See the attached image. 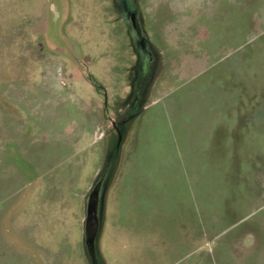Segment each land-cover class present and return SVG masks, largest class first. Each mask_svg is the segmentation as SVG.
I'll return each mask as SVG.
<instances>
[{
  "label": "rangeland",
  "instance_id": "374dc122",
  "mask_svg": "<svg viewBox=\"0 0 264 264\" xmlns=\"http://www.w3.org/2000/svg\"><path fill=\"white\" fill-rule=\"evenodd\" d=\"M125 2L155 60L134 104L136 45L117 0H0V264H149L158 234L155 264H264L251 235L264 237V0ZM197 119L210 121L201 137ZM213 131L247 136L248 159L191 144ZM110 153L95 257L83 239L48 255L49 217L83 237ZM235 164L248 169L240 185Z\"/></svg>",
  "mask_w": 264,
  "mask_h": 264
},
{
  "label": "crops",
  "instance_id": "0c3cea01",
  "mask_svg": "<svg viewBox=\"0 0 264 264\" xmlns=\"http://www.w3.org/2000/svg\"><path fill=\"white\" fill-rule=\"evenodd\" d=\"M193 122H194V129L198 130V133H196V130H195V133L199 137H201L200 136L201 133H203V134L205 133L204 130L200 131V129H205L207 127H211V126H209L210 121L197 119ZM195 122H196V124H195ZM235 138H236L235 136L233 137L230 134L224 135V136L215 135V131H213V135L208 133L206 136H203L202 139L199 138V140L197 142L192 140L191 144L201 143V142L207 144V145L201 147V151L205 150V152L208 153V156L220 155V156L228 157L230 160H237V159L238 160H242V159L244 160V157H245V159H248L247 152L249 149V145H248V141H247V136H243V134H241V136L238 137V141ZM232 143L234 146L231 145ZM235 145H238V147ZM188 148H189L188 150H190L189 152H191V153L195 152L194 146H191V147L189 146ZM258 151L261 152V154H262L260 156H263L264 151H262L259 148H258ZM242 154H244L243 158H242ZM100 160L101 159L99 158V161ZM104 164H105V162H104ZM237 165H239V163ZM235 166H236V164H235ZM101 172L99 174H97L96 178L101 174ZM112 174H113V170H112V173H111L110 178H109V184H108L107 191L109 190L111 183H112V182H110ZM247 174H248L247 168L244 169L242 167L236 166L234 169H232L231 175L233 177V181L239 183V185H240L242 183L240 180L241 178L239 179V181L237 180V178L242 176V175L247 176ZM250 189H251L252 194H250L249 197H251V201H252L251 208H252L259 203L260 199H259L258 195L256 194V193H258V191L257 192L254 191L252 187H250ZM246 191H249V188ZM66 208H67V203H65V205H63L61 209L65 210ZM63 214H66V213H63ZM55 216L51 217V219L49 217V221L52 222L53 220H55V222H53L52 224H54L56 226H57V224H59V226L57 228H52L49 236H46V237L44 236L45 238L40 236V238L47 240V241H50L47 244L48 255L56 256V257H58V256L59 257H65L68 255H71V254H66L68 250L70 251L73 248V243H71V241L77 239V241H79V244H80V242H81L80 240L83 239V237L82 238L80 236H79V238L73 237V231H72L73 227H72L71 221L68 220L67 218L61 217L59 214H58V216L60 218L56 219ZM84 219H85V203L83 205V211L81 213L80 219H77L78 224H79V228L81 227V229H82V234H83ZM181 227H182V225H181ZM182 229H183V227H182ZM251 235L254 236L255 240H256V246L254 245L255 248H257V249L261 248V251H264V237L263 238L259 237L258 232H257V234L253 233ZM159 236L160 235L158 234L152 240L154 242V245L156 246L155 248L158 250H156V253H155L153 259L149 260V264L159 263L161 261L162 255L166 256V253H167L166 247L168 245V242H167L168 239L162 238ZM51 241H58L60 243V247H58V249H55L54 247H52L49 244V243H52ZM77 241H75V244L78 243ZM175 241H176V239H175ZM80 246H81L80 250H82L84 248L83 240H82ZM162 247H163L164 251H162ZM58 251H60V252L58 253ZM165 251H166V253H165ZM255 254L257 255L256 252H255ZM250 256H252V255L250 254ZM246 262H248V261H246ZM54 264H60V263H54Z\"/></svg>",
  "mask_w": 264,
  "mask_h": 264
},
{
  "label": "water",
  "instance_id": "95a60500",
  "mask_svg": "<svg viewBox=\"0 0 264 264\" xmlns=\"http://www.w3.org/2000/svg\"><path fill=\"white\" fill-rule=\"evenodd\" d=\"M138 13L134 12L132 19V31L137 38L142 39L143 30L141 22L137 18ZM113 154H109L105 160L101 174L95 179L85 200V219L83 225L84 249L88 251L91 259L99 250V238L104 220V206L109 184V178L113 170ZM85 251V252H86ZM99 264V263H98Z\"/></svg>",
  "mask_w": 264,
  "mask_h": 264
},
{
  "label": "flooded vegetation",
  "instance_id": "af4514ba",
  "mask_svg": "<svg viewBox=\"0 0 264 264\" xmlns=\"http://www.w3.org/2000/svg\"><path fill=\"white\" fill-rule=\"evenodd\" d=\"M132 1L133 0H131V2ZM116 5L120 8L123 17L125 18V23L127 22L129 23V25L127 26L132 36L134 37L133 42L136 45V52H137V53L135 52L136 62L133 67L134 71H133V75L131 76V84H130L132 90L134 91V95L130 94L128 97L130 104L131 103L134 104L135 101L138 100V97L144 94V88L147 84L149 76L152 73V68L155 60L152 51H150L148 48L147 41L139 40L140 38H137L132 31V26H133L132 19H133L134 9H130L129 4L126 3L125 0H117ZM132 7H134V5H132ZM135 38L138 41H135ZM127 115L128 113H126L122 118V120L119 121V126L118 127L116 126V128H118V131L120 130V128H122L121 126L127 119L126 118Z\"/></svg>",
  "mask_w": 264,
  "mask_h": 264
}]
</instances>
